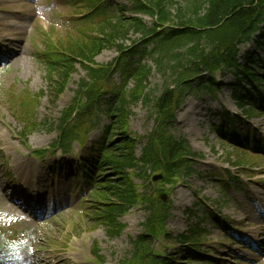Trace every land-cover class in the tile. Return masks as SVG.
<instances>
[{
  "label": "rangeland",
  "instance_id": "rangeland-1",
  "mask_svg": "<svg viewBox=\"0 0 264 264\" xmlns=\"http://www.w3.org/2000/svg\"><path fill=\"white\" fill-rule=\"evenodd\" d=\"M172 1L171 10L189 2ZM25 5L36 9L26 20L15 21L25 29L14 44H8L10 49L14 45L22 46L20 62L9 63L10 52L0 46L3 57L0 60V264L126 263L133 253L135 239L144 234L142 224L148 211L140 205L134 206L118 220L123 226L121 231L110 235L108 226L92 219L89 184L82 177L77 180L71 177V173H79L80 162L91 157L95 145L101 141L103 128L109 125L104 111L96 109L97 127L87 136L86 145L73 144L68 157L59 151L42 158L32 153L47 148L57 138L58 118L70 105L85 72L77 65L63 94L51 101L48 70L42 59L43 36L48 34L54 42H64L77 33L74 26L77 20L71 14L72 8L58 0H0V18L13 7L23 9ZM114 5L130 7L127 0L107 1L108 7ZM143 19L151 23L150 18ZM1 39L0 36V44ZM246 56L253 57L254 69L260 68V63H264V41L241 46L238 56L241 65L246 64ZM116 57V52L108 49L95 62L105 65ZM145 63L152 66L150 57ZM120 79V73L113 77L116 83ZM216 80L220 87L213 94L197 90L196 83L192 85L173 124V134L185 139L202 158L193 161L192 173L172 189L169 185L148 184L151 193L168 190L166 203L170 214L164 224L169 238L159 234L151 239L152 246L155 253H165L185 264L178 238L182 234L192 236L201 229L199 247L208 255L207 259L214 258L215 264H264V155L256 158L252 167L235 166L239 153L221 142L215 132L216 126L222 124L221 114L227 111L237 114L238 132L251 131L256 138H262L264 112L245 117L234 96L248 90V86L241 83V88H235L239 82L234 74H216ZM170 82L171 79L152 67L148 86L153 97ZM21 92L29 98L35 96L38 102L33 116L36 127L26 137L20 135L23 123L8 102L11 95L17 97ZM249 105L260 108L258 104ZM152 126L149 104L138 103L130 108L126 130L136 139L137 155L142 148L140 138ZM88 165L89 161L85 169ZM66 166L70 169L63 171ZM134 182L139 186L142 180L136 178ZM95 246L99 249L98 257L92 253Z\"/></svg>",
  "mask_w": 264,
  "mask_h": 264
},
{
  "label": "trees",
  "instance_id": "trees-1",
  "mask_svg": "<svg viewBox=\"0 0 264 264\" xmlns=\"http://www.w3.org/2000/svg\"><path fill=\"white\" fill-rule=\"evenodd\" d=\"M71 1L78 3L79 12L97 9L91 17H85L82 24H74L77 33L66 41L53 45L49 39L46 40L49 52L45 59L49 85L52 84L55 99L64 91L75 72L76 64L86 72V79L80 80L75 98L58 119V146L67 152L73 142L81 141V137L86 136L93 127L91 105L94 102L101 103L110 94L111 103L107 104V112L116 120L113 129L108 127L106 131L109 139L94 165L98 171L92 196L101 207H95L93 218L112 228L111 231L119 232L122 225L118 223V218L135 204L141 203L150 211L143 224L146 236L153 237L167 220L168 210L164 204L158 203L157 197L152 198L147 190L139 192L133 177H139L144 185L150 175L157 172L162 174L163 182L173 184L183 173L190 171L189 158L197 156L191 153L184 140H177L169 128L176 110L183 102L182 96L186 91L183 86L189 87L190 79L196 78L198 68L210 75L206 82H200L208 90L215 89L213 75L221 69L242 75L239 81H245L254 91L259 86L264 90V64H261V72H257L251 69L250 64L243 67L236 60L237 47L250 41L253 35L258 34V39L264 41V0H189L185 6L175 10H171L172 0H129L132 3L131 13L152 19L149 26L139 17H124V7L111 11L103 6L98 7L99 4L103 5L104 0ZM136 34L140 35L138 41L143 44L132 41L127 47L125 42L129 40V35ZM107 48H115L119 54L114 68L111 69V64L106 68L91 67L94 58ZM136 55L140 56V60L135 67L132 64L124 65L128 58L132 59ZM149 55L157 71L165 76L169 72L168 77L175 83V91L166 83L161 95L153 101L145 92L151 68L141 64V60ZM249 62L252 63V60ZM189 64L192 67L185 69ZM116 71L122 72L120 84L111 80ZM129 83H132L131 88L127 87ZM80 93L85 96V105L81 102ZM245 99H255L257 103L264 100L260 92L248 93L246 98L240 96L241 101ZM142 100L154 103L152 115L155 120L144 142L141 157L136 158L133 139L122 137L113 140L111 133L120 131L116 135L123 134L129 106ZM8 102L16 118L24 123L22 135L32 132L36 127L33 116L38 105L35 96L12 95ZM224 115L226 120L232 121L226 113ZM217 131L222 139L237 140L235 145L243 144L234 132L221 126L217 127ZM254 148L258 149V146ZM250 162L253 161L247 153L238 156L239 164ZM145 239L140 236L135 242L132 262H136L133 264H145L144 258L152 259L153 264H157L153 249ZM181 239L184 242L189 238L181 236ZM191 245H197V242ZM186 252L188 261H195L194 257L199 253L193 248ZM158 264L169 263L164 261Z\"/></svg>",
  "mask_w": 264,
  "mask_h": 264
},
{
  "label": "bare ground",
  "instance_id": "bare-ground-1",
  "mask_svg": "<svg viewBox=\"0 0 264 264\" xmlns=\"http://www.w3.org/2000/svg\"><path fill=\"white\" fill-rule=\"evenodd\" d=\"M34 7H24L23 10H12L6 12V17L0 18V36L1 46L10 52L8 62L11 64L18 63L22 59L23 51L21 45H14L11 49L8 44H14L20 37V31L24 30L23 27L17 25L15 21L26 20L30 16V12ZM4 40V41H3ZM17 46V48H15ZM6 191V190H5Z\"/></svg>",
  "mask_w": 264,
  "mask_h": 264
}]
</instances>
